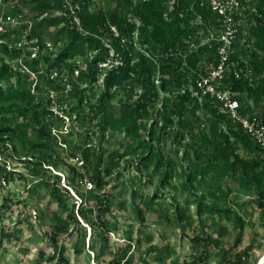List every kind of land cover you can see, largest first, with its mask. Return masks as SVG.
Wrapping results in <instances>:
<instances>
[{"label": "rangeland", "instance_id": "1", "mask_svg": "<svg viewBox=\"0 0 264 264\" xmlns=\"http://www.w3.org/2000/svg\"><path fill=\"white\" fill-rule=\"evenodd\" d=\"M69 1L71 8L86 3L90 9L108 15L118 12L137 24L134 30L122 31L114 25V33L101 36L109 53L94 68L95 79L88 70L99 49L85 46L83 53L53 64L68 41L66 18L54 20L67 17V12L56 2L41 26L43 39L50 40L53 48L40 51L37 58L30 56L27 46L7 56L15 74L0 79V84L9 96L15 92L10 85L25 89L32 105L14 104L10 98L0 103V125L16 129L6 131L10 139L0 140V264H256L264 254L260 184L247 176L252 186L247 188L241 171L215 169L227 166L228 152L222 150L227 143L220 123L205 105L207 97L187 101L191 111L183 115L171 108L195 80V69H188L192 52L198 53L202 75H212L221 88L230 89L226 79L236 67L244 78L258 83L264 76V70L257 71V66L264 67V34L257 31L259 24L264 26V0H253L236 20L238 60L230 61L221 80L214 74L217 54L205 48L204 34L207 28L219 26L218 20L198 15L197 0H155L164 9L158 24L162 29L153 23L142 25L140 11L148 0ZM36 15L32 11L31 18ZM174 18L178 19L175 28L169 24ZM173 29L192 31L178 43V35H171ZM22 31L18 28L17 40ZM118 34L117 49L113 40ZM126 50L131 66L136 67L145 55L151 72L143 73L140 66L132 70L127 82L113 87V98L102 115L98 99L104 77L123 60ZM180 59V71L171 69L167 75L173 83L162 89V64L178 66ZM181 70H189L188 76ZM145 83L148 107L140 136L119 127L103 133L101 120L107 115L118 120ZM232 92L251 106L247 112L264 113V95L256 103L247 92ZM34 107L52 111L43 119L47 134L31 121ZM235 145L241 156H255L247 144ZM153 150L162 151L175 166L168 183L162 182L155 164L145 160ZM189 173L195 176L194 188L187 189ZM89 180L94 183L91 189ZM203 195L223 211L200 215L198 199ZM234 212L243 216V228Z\"/></svg>", "mask_w": 264, "mask_h": 264}, {"label": "trees", "instance_id": "2", "mask_svg": "<svg viewBox=\"0 0 264 264\" xmlns=\"http://www.w3.org/2000/svg\"><path fill=\"white\" fill-rule=\"evenodd\" d=\"M58 3L63 10L67 12V17L65 15L57 16L54 20L56 23H59L63 18H66L67 23L65 24L64 28L68 30V41L65 44L64 48L61 50L59 55L56 58V61L53 64L63 63L66 61L70 56H74L76 54L83 53L85 46L93 47L94 49H99L97 54L92 58L88 74L93 76L94 68L97 66L98 62H101L106 59L107 54L109 53L108 47L105 46L104 42L101 39V36L106 33L107 31H112V26H118L119 29L122 31L123 29H132L134 30L137 24V21H130L127 16H122L118 12H115L111 15L106 14L103 10L97 9L93 10L90 9L88 4L84 3V5L77 9V14L81 20V27L77 26V24L73 20V15L71 14V10L69 6L66 5L64 0H31L29 2L30 8L32 11L36 12L37 15L34 17V28L31 33V36H38L40 39V45L42 47L45 46V40L43 39V34L41 32V26L47 20H49L52 8L54 4ZM143 6V8H142ZM141 6L142 10L140 11V19L142 22L143 27H146L148 23H153L159 29L162 27L159 24V20L164 18V9L162 6H159L155 0H148ZM140 9V6H138ZM196 13L200 15L203 19L207 20L210 17L216 18L218 20V16L214 13L207 4L204 6L201 5V1L197 0L195 5ZM49 11V15L40 18V15L45 12ZM175 15V14H173ZM257 19L261 21V18L257 16ZM177 18H174L170 21V25L175 28L177 27ZM126 23V27L123 24ZM219 24V20L217 21ZM194 31H197L196 28H192ZM261 31L264 34V26L259 24L257 31ZM192 30L187 31H179L173 29L171 35L177 36V42L182 43L183 38L189 36V33ZM114 33V32H113ZM199 37V35H197ZM197 39V38H196ZM200 38H198L199 40ZM197 40V41H198ZM113 43L115 47L118 49L121 45V35L118 34L114 36ZM237 40L234 43V49L236 48ZM207 50H213L214 53L217 54V42H212V45L207 44L205 46ZM18 49L10 48L8 43L0 45V79H5L10 75L13 76L15 72L10 67V64L7 62V56L11 53L17 52ZM129 51H125L123 56V60L114 64L107 74L104 77V90L99 96L98 99V113L104 115L107 110V103L113 98V87L124 84L132 77V70H135L137 66H140L143 73L151 72V66L147 62V58L145 55L140 57L139 62H137L136 67L131 66L130 59L128 55ZM217 59L219 60L218 54L216 55ZM238 60V55L235 50L231 53L230 61ZM178 66L166 65L162 64L161 71H160V87L162 89L168 88V83H173L172 80L168 78V74L172 73L173 71H180V68L183 65V59L178 60ZM188 69L192 70L195 69V73L193 74V78L195 79L193 83H196V80L202 76L203 72H200V68L198 66V53L192 52L188 57ZM189 70H181L180 73H185V76H188ZM264 70V67H258V73ZM228 82V87L232 91L237 92H247L250 97H253L256 103H259L261 97L264 95V76H261L258 83L251 82L250 80L241 77H236L233 75L230 79H226ZM192 83V84H193ZM14 85H10L9 88L11 90H15L14 96H9L6 93V88L4 85L0 84V103L6 102L9 98L10 100H14V104L17 102L20 105H32V100L28 96L25 89L21 88H14ZM149 85L145 83L144 89L139 95V97L134 101V103L128 104V108L124 109L121 116L118 120H114L111 116H106V118L101 120V127L103 133L109 127H119L125 128L129 135L140 136L141 131L146 128L145 123L143 122V114L144 111L148 107V103L145 100L147 96V88ZM158 86H155V89L158 90ZM155 90V91H157ZM192 93L189 89L185 90L182 94H179L177 98L179 99V104L172 106L171 112L176 115H183L184 111H191V109L186 105V102L194 99ZM243 104V111L247 112L250 109V105L245 103L242 97L238 96ZM208 101L206 102V107L208 111L213 115L216 122L220 123L221 127V134L223 135L224 140L226 141L225 147L222 149L224 152H228V163L225 168H218V171H241V181L242 185L247 188H251L249 180L247 176H252L256 180L258 184H260V203L261 207L264 208V158L262 156V152L260 150L259 145H257L251 137L245 132L242 125L239 122H233L229 116L221 111V104L220 102L207 96ZM20 100V101H19ZM244 101V102H243ZM25 102V103H24ZM245 103V105H244ZM27 108V107H26ZM25 108V110H26ZM28 109V108H27ZM48 113H52L51 110L43 109L39 111L34 107L31 121L34 125L40 126L42 133L47 134L45 131V126L43 125V119L47 117ZM264 118V113L261 114ZM105 117V116H104ZM172 121V120H170ZM155 123H159L158 120H155ZM21 126V125H20ZM6 131H16L15 128L11 126H1L0 125V140L7 141L10 139L8 133ZM242 142L247 144L252 152L255 153L253 158L249 159L247 157L241 156L237 153L236 150V143ZM88 152V150L86 151ZM87 155V154H86ZM147 162H153L155 164V170L161 171L162 173V182L168 183L170 182L171 178L174 175L175 166L173 163L168 162L160 150H153L148 153L145 157ZM209 167V166H208ZM186 171V170H185ZM194 175L189 173L187 174V181L185 183V187L188 189L190 187L194 188ZM91 189V188H90ZM198 204V211L199 214L202 215L204 211L209 212H222L223 208L218 206L215 203H210L206 200L205 196L203 195L199 199ZM229 211V210H228ZM235 213V220L239 227L243 228L246 224L243 216L238 213ZM238 241H241V234L238 237ZM264 264V263H263Z\"/></svg>", "mask_w": 264, "mask_h": 264}, {"label": "built area", "instance_id": "3", "mask_svg": "<svg viewBox=\"0 0 264 264\" xmlns=\"http://www.w3.org/2000/svg\"><path fill=\"white\" fill-rule=\"evenodd\" d=\"M31 0H0V45L8 43L10 48L23 49L26 46L30 48V56L37 58L40 51L53 48L50 40L45 41V46L41 48L38 36H31L34 28V19L31 18L32 11L30 8ZM69 6L73 20L77 26L81 27V20L77 14L76 8H71L69 0H64ZM253 0H203V4L217 14L219 26L207 28L205 36L208 44L212 45L217 42V54L219 63L214 74L215 77L224 79L228 66L230 64V56L234 50V43L238 35L236 20L245 13L247 7H252ZM70 4V5H69ZM49 15V11H45L40 18ZM23 27L21 36L16 39L18 28ZM13 37L14 40H8ZM196 45L195 42L192 43ZM236 77H241V70L237 67L232 71ZM209 75L201 76L196 83L191 84L189 90L194 97H207L217 99L220 102L221 111L226 113L233 122H239L245 132L260 147L264 158V118L259 113L243 111L241 100L236 97L230 89L221 88L216 85ZM94 186L93 181H88V187Z\"/></svg>", "mask_w": 264, "mask_h": 264}, {"label": "bare ground", "instance_id": "4", "mask_svg": "<svg viewBox=\"0 0 264 264\" xmlns=\"http://www.w3.org/2000/svg\"><path fill=\"white\" fill-rule=\"evenodd\" d=\"M264 263V254L262 255L261 259L256 264H263Z\"/></svg>", "mask_w": 264, "mask_h": 264}]
</instances>
